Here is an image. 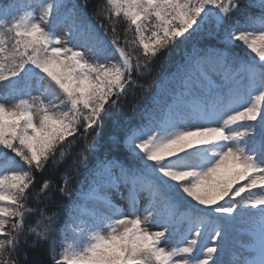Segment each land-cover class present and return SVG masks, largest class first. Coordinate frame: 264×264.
<instances>
[{
    "label": "snow or ice",
    "instance_id": "obj_1",
    "mask_svg": "<svg viewBox=\"0 0 264 264\" xmlns=\"http://www.w3.org/2000/svg\"><path fill=\"white\" fill-rule=\"evenodd\" d=\"M107 5L111 39L88 22L87 0L83 7L65 0L39 4V17L30 11L14 14L10 5L0 4V37H10L7 42L0 38V92L18 101L16 111H7L0 101V202H8L0 203V264H18L12 257L25 205L37 189L36 173L55 163L56 146L67 137L74 140L76 133L87 139L127 94L140 68L139 57L133 64L127 48L135 45L138 51L142 45L148 60L173 42L197 39L210 23L223 30L226 51L246 46L259 62L214 50L203 65L197 61L195 80L180 76L184 91L174 100L156 102L148 124L127 128L122 137L109 136L110 147L123 144L135 165L122 167L120 178L147 194L143 220L135 200L124 212L111 208L109 215L77 224L74 233L91 235L62 245L59 252L55 216L37 220L42 230L30 232L49 243L51 264H219L215 254L230 231L249 224L258 243L236 264H264V107L251 102L256 92L255 100L264 101V0H258V14L236 21L232 18L244 7L242 0H107ZM113 12L126 18L125 46ZM57 29L66 32L64 38ZM192 67L186 60L185 73ZM210 73L222 75L223 86L214 85ZM197 81L206 85L202 92ZM156 112L163 114L158 129L151 127ZM103 175L110 178L107 166ZM50 187L45 178L37 191L46 196ZM58 191L73 194L66 181Z\"/></svg>",
    "mask_w": 264,
    "mask_h": 264
},
{
    "label": "trees",
    "instance_id": "obj_2",
    "mask_svg": "<svg viewBox=\"0 0 264 264\" xmlns=\"http://www.w3.org/2000/svg\"><path fill=\"white\" fill-rule=\"evenodd\" d=\"M65 3L69 6L76 4L83 7L85 0H65ZM242 3L244 7L232 18L233 21L260 12L258 0H242ZM109 7L107 0H87L86 15L88 22L95 26L100 36L111 39L112 24L106 18L108 16L106 9ZM97 12L103 14L99 19L95 15ZM112 20L116 22V34L121 38V46H125L123 34L128 27L126 18L123 14L117 17L113 12ZM209 32L212 33L211 36ZM132 35V32H128L129 38ZM222 35L223 30L210 23L205 25L204 32L197 39L186 43L173 42L168 48L160 49L155 57H149L148 60L144 59L142 45L139 46L138 51H133L135 45L127 48L132 55L133 64L137 63V57L140 64V68L131 76L133 81L131 87H128L126 95L119 97L118 106L112 110V115L102 121L101 127L96 132L88 135L87 139H83L81 133H76L74 140L72 137H67L64 142L56 146L55 163L50 161L46 171L36 173L37 189L45 178L51 181V187L46 196L33 189L25 205L24 222L18 234V248L12 259L18 264H51L52 252L49 243L43 238L38 239L30 229L36 228L37 231H41L42 226L38 228L36 221H46L48 217L55 216L53 227L57 229L56 249L57 252L63 250L61 246H66L65 243L74 234L73 228L77 226V222L74 225L69 219L75 218L77 221V217L81 216L78 208L82 200H85L84 195L101 180L106 179L103 171L99 170L100 164L116 160L135 166L123 144L120 148L110 147L109 136L115 133L122 137L125 129L148 124L156 102L162 103L165 97L172 95L176 89L179 90L182 84L181 75H185V79L189 76V71L184 73L188 58L196 53L211 56L215 50L225 51V54L238 57L242 62L259 61V57L246 46H237L230 52L226 51L223 47ZM145 36H150V32L146 31ZM179 40L182 41L183 37ZM154 115L156 117L157 112ZM154 122L155 119L152 120V124ZM65 181L73 193L71 197L64 196L58 191V188L65 186ZM8 220L10 228L12 218L8 217ZM81 237L78 234L77 238ZM217 260L220 261V258L218 257Z\"/></svg>",
    "mask_w": 264,
    "mask_h": 264
},
{
    "label": "rangeland",
    "instance_id": "obj_3",
    "mask_svg": "<svg viewBox=\"0 0 264 264\" xmlns=\"http://www.w3.org/2000/svg\"><path fill=\"white\" fill-rule=\"evenodd\" d=\"M48 2H51V0H45L44 2H42V4H45V3H48ZM38 5L39 4H32V7L28 6V9H26V11H30V12H32V14L34 16L39 17L41 9L38 7ZM42 27L46 28V25H42ZM57 33H58V35L61 38H64V36L66 35V32L63 29H57ZM67 46L68 47H72V43H69ZM80 51H82V50H80ZM86 59L88 60L89 63H92L93 57H92L91 54H88L86 56ZM220 79H221L220 76L216 77V80H220ZM33 94L35 95L36 93L34 92ZM24 98L25 99H29V101L32 102L31 101V97H24ZM50 99L52 100L53 104H59L60 103V101L58 99H56V98H50ZM1 101H5V107H6L7 111H16L17 110L15 105H16V103H18V101H12V100L8 99L7 97L2 99ZM45 103L47 104V101H45ZM38 118H39V109L34 104V106H33V119H34V122L38 123ZM97 192H98V194L105 195V196H107L109 198H114V199H116L118 201V198H120V195H122L124 193V189L122 188V185H121V190H120V188L115 190L113 188H109V187L103 186V187L97 189ZM138 205L141 208L140 216H141V219L143 220V215H144L143 208L147 206V196L146 195H142L140 197V202L138 203ZM124 211H125L124 209H121V212H124ZM108 223H111V221H108ZM142 226H144V225H142ZM150 230H160V229H158V228H150ZM162 246H164L166 248V250L170 251V246L169 245L163 244Z\"/></svg>",
    "mask_w": 264,
    "mask_h": 264
}]
</instances>
